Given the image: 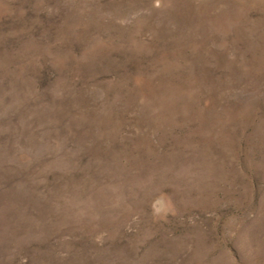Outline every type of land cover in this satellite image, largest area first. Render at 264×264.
Masks as SVG:
<instances>
[{
  "label": "rangeland",
  "instance_id": "374dc122",
  "mask_svg": "<svg viewBox=\"0 0 264 264\" xmlns=\"http://www.w3.org/2000/svg\"><path fill=\"white\" fill-rule=\"evenodd\" d=\"M0 264H264V0H0Z\"/></svg>",
  "mask_w": 264,
  "mask_h": 264
}]
</instances>
